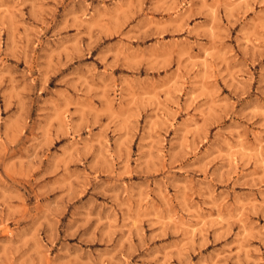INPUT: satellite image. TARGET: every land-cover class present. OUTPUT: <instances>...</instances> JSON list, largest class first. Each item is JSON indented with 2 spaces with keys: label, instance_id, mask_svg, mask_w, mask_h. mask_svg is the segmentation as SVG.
I'll return each instance as SVG.
<instances>
[{
  "label": "rangeland",
  "instance_id": "374dc122",
  "mask_svg": "<svg viewBox=\"0 0 264 264\" xmlns=\"http://www.w3.org/2000/svg\"><path fill=\"white\" fill-rule=\"evenodd\" d=\"M223 3H0V264H264V8Z\"/></svg>",
  "mask_w": 264,
  "mask_h": 264
},
{
  "label": "clouds",
  "instance_id": "9594fccd",
  "mask_svg": "<svg viewBox=\"0 0 264 264\" xmlns=\"http://www.w3.org/2000/svg\"><path fill=\"white\" fill-rule=\"evenodd\" d=\"M3 0H0L2 3ZM259 4L262 8H264V0H224V3L221 7L235 9L236 7H247L249 9H254L256 5ZM219 24L220 21H217ZM229 26L232 25V20L229 19ZM227 33L225 32V36ZM0 43H3V33L0 32ZM145 47H148L147 42H145ZM163 59V55L160 57H147L145 58L144 64H142L136 72L131 73L132 75H136L139 78L143 79L145 77H149L151 79H163L165 76L170 75L175 69L169 64L165 66V68H156L152 70H148L146 65L149 62H159ZM122 74H128L127 72H123ZM0 142H3V138L0 137ZM36 151H39L37 149ZM29 157L33 161H38V156L34 153H29ZM50 218L40 217L37 221V227L42 229H46L49 225ZM54 222V221H53ZM45 239L47 238V231L44 232ZM25 238H21L19 240L14 241L16 244L18 251L14 249L16 252L15 264H35V258L33 257L32 249L34 245L31 242L25 243ZM51 246L55 249V255L52 256V264H82L80 261V257L78 254L71 255L66 257L64 252L68 250L66 247L67 241L64 240H57L56 237H53V240L50 242ZM74 251V249H73ZM2 259V256H0Z\"/></svg>",
  "mask_w": 264,
  "mask_h": 264
}]
</instances>
